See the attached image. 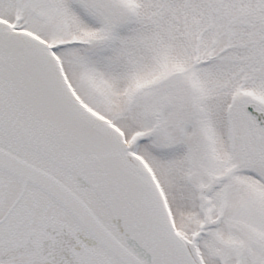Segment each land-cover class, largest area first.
Masks as SVG:
<instances>
[{"label": "snow or ice", "instance_id": "6c2138e0", "mask_svg": "<svg viewBox=\"0 0 264 264\" xmlns=\"http://www.w3.org/2000/svg\"><path fill=\"white\" fill-rule=\"evenodd\" d=\"M0 264H264V0H0Z\"/></svg>", "mask_w": 264, "mask_h": 264}]
</instances>
